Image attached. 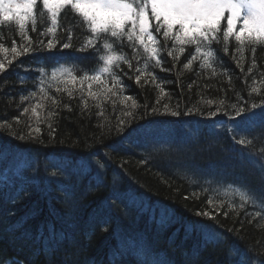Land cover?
<instances>
[{
  "label": "trees",
  "instance_id": "16d2710c",
  "mask_svg": "<svg viewBox=\"0 0 264 264\" xmlns=\"http://www.w3.org/2000/svg\"><path fill=\"white\" fill-rule=\"evenodd\" d=\"M70 22L72 46L62 49L69 42ZM60 25L55 37L42 36L51 25L46 14L42 21L38 16L35 31L27 26L34 51L15 57L13 40L18 50L26 41L14 21H0V44L8 49L0 52L5 65L0 73V125L10 126L0 128V145L12 149L7 159L0 156V264H14V259L17 264H234L245 253L251 264H261L264 219L252 205L240 207L235 189L247 184L264 192V125L248 128L236 118L234 129L229 115L234 103L264 101V46L253 51L252 45L240 46L233 38L226 53L221 38L212 45L219 57L214 69H202L200 60L184 67L192 46H186L179 60L165 49L161 65L149 62L141 74L136 68L143 67V50L138 48V64L125 42L122 50L133 65L129 69L122 64L119 70L126 87L116 89V96L92 99L88 83L93 92L102 86L92 81L82 85V73L77 72L74 84L52 79L57 62L88 70L98 63L92 50L78 51L91 35L80 18L66 9ZM50 39L57 44L51 52L39 47ZM157 83L166 93L159 103ZM252 87L260 91L250 94ZM124 96L137 102V123L148 129L130 142H121L116 134L123 113L133 111L132 100L121 102ZM164 104L181 115H144L153 107L163 111ZM218 107L217 116L207 115ZM189 108L192 113L183 115ZM36 127L40 133H33L35 139L12 135L28 137ZM241 139L251 143L240 144ZM83 158L104 167L93 162L90 170H81ZM204 211L216 220L196 215ZM201 223L222 233L219 243H205L194 227L189 234V226Z\"/></svg>",
  "mask_w": 264,
  "mask_h": 264
},
{
  "label": "snow or ice",
  "instance_id": "6c2138e0",
  "mask_svg": "<svg viewBox=\"0 0 264 264\" xmlns=\"http://www.w3.org/2000/svg\"><path fill=\"white\" fill-rule=\"evenodd\" d=\"M42 5V8L37 13V8ZM70 9L74 17L80 18L82 24L86 27L90 36L86 37L78 51L92 50L96 53L97 66L94 70L83 69L79 65L72 63L57 62L53 65L52 79H62L64 83H75L78 79L77 72L82 73L79 76L80 83L83 85L85 81H92L101 85L100 92L92 91V83H88V95L92 99H96L103 94L107 98V94L112 96L117 95L116 89L123 92L126 85L123 84L119 70L122 64H126L129 69L133 65L126 51H123L125 42L127 48L133 53L132 60L140 63L141 53L138 48H142L144 63L143 67H137L136 71L143 74L148 70L149 62L154 61L156 66L162 63V52L167 49V55L175 60H179L181 54L185 53L186 46H192L193 54L185 63L186 69L190 68L193 61L200 60L202 69L213 68L219 59L216 50L212 47L214 43H220L221 38L224 44V51L228 52V46L231 39L234 38L240 46L246 43L252 45V50L257 47L264 46V0H0V21H14L19 28L20 35L26 44L20 45V50L16 46V41L13 40L11 53L15 57L22 54H28L34 51L32 48V40L28 36L27 26L31 24L32 30L35 31L36 24L39 20H43L45 14L50 21L49 27L40 35L55 34L60 25L62 13ZM69 42L61 44L62 49H68L71 45V40L74 36V29L71 22L67 28ZM162 37V41L160 39ZM100 41H103L100 44ZM170 44V47H169ZM40 48H46L49 52L57 47L55 39H50L46 45L43 41L39 42ZM102 47L103 52L99 49ZM243 51V47L239 49ZM0 52L7 53L8 49L0 44ZM176 53V55H174ZM11 60L8 61L10 65ZM222 64V61H221ZM43 67H48L44 65ZM59 71V77L57 76ZM5 71V65L0 62V73ZM252 71L251 68L248 69ZM153 81L157 77L149 73ZM111 79V86L108 85V79ZM140 75L136 76V81L139 83ZM41 91H43V80L40 81ZM158 88L161 85L157 83ZM83 91V89H81ZM259 88L252 87L251 93H258ZM166 93L161 88L160 98L162 99ZM72 96V92H68ZM237 94V101H239ZM28 99V97H23ZM126 100H132L131 108L133 111L123 113L125 118L120 119L116 127V134L120 137L121 142L131 141L132 137H139L148 134V129L137 121L141 117L136 116L135 109L139 107L137 102L130 96H124L122 103ZM56 104L55 99L52 100ZM207 103L212 104L209 100ZM224 101H221L223 106ZM36 107H39L37 105ZM36 107L32 108L33 114L36 112ZM87 107V105H85ZM99 107V105H98ZM233 115H229V120L234 122V129L238 125L235 124L236 118H239V123L248 128L257 125H264V101L260 104L251 103L250 106H241L239 102L231 105ZM29 109L25 108L24 112ZM193 109L189 108L183 115H189ZM221 111L218 107L216 111L207 113L209 117L217 116ZM224 114H228L225 112ZM49 115H52L51 113ZM144 115H170L173 117L181 115L178 110L172 109L168 104H164L163 111L157 107H153L150 112L145 111ZM134 125V126H133ZM9 125H0V128ZM10 127V126H9ZM54 132L55 129H52ZM33 133H40V128L29 129L28 137L19 135L14 138L25 140L27 138L35 139ZM235 135V131L233 132ZM51 135V133H50ZM240 144L248 143L241 139L237 141ZM12 154V149L8 146L0 145V156L7 159ZM264 156V153L261 154ZM93 162L98 167L104 165L96 160L83 158L80 161V169L90 170ZM264 171V164L260 165ZM99 179V177H98ZM235 194L241 201L240 207L245 208L252 205L255 215L264 219V192H256L247 184H241L235 189ZM68 195H71L70 192ZM211 203V200L209 201ZM231 209L233 205L228 204ZM197 216H204L210 220H216V216L208 211L197 212ZM228 215L227 212L224 213ZM200 232L205 240V243H219L222 239V233L217 231L216 227L211 224H197L189 226V234L193 230ZM4 257L0 256V260ZM14 264H17L14 259ZM234 264H251L250 256L245 253L235 260ZM261 264H264V259H261Z\"/></svg>",
  "mask_w": 264,
  "mask_h": 264
}]
</instances>
